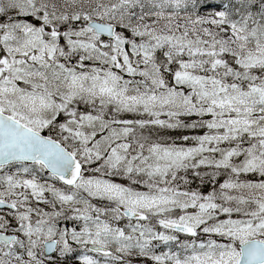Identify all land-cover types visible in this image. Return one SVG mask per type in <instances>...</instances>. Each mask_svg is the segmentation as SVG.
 <instances>
[{
  "label": "snow or ice",
  "instance_id": "obj_1",
  "mask_svg": "<svg viewBox=\"0 0 264 264\" xmlns=\"http://www.w3.org/2000/svg\"><path fill=\"white\" fill-rule=\"evenodd\" d=\"M0 264H264V0H0Z\"/></svg>",
  "mask_w": 264,
  "mask_h": 264
}]
</instances>
